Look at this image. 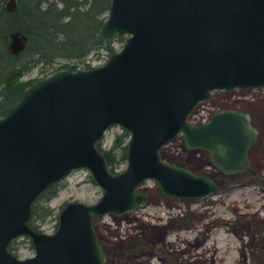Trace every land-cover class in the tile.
<instances>
[{"label":"water","instance_id":"obj_1","mask_svg":"<svg viewBox=\"0 0 264 264\" xmlns=\"http://www.w3.org/2000/svg\"><path fill=\"white\" fill-rule=\"evenodd\" d=\"M99 33L125 38L101 65L35 79L0 116V264H104L94 219L145 201L137 187L146 178L167 196L215 191L211 177L161 158L178 133L224 173L250 165L257 134L248 112L222 109L199 123L190 115L215 89L264 86V0H110ZM9 35L17 54L27 37ZM113 125L129 134L121 171L97 146ZM79 167L102 188L99 199L66 202L53 232L31 225L39 196ZM18 237L33 255L12 250Z\"/></svg>","mask_w":264,"mask_h":264},{"label":"rangeland","instance_id":"obj_2","mask_svg":"<svg viewBox=\"0 0 264 264\" xmlns=\"http://www.w3.org/2000/svg\"><path fill=\"white\" fill-rule=\"evenodd\" d=\"M58 5L61 6L62 3L58 1ZM106 15L107 12L103 14L104 18ZM124 38L125 36L111 38L109 39L111 40L110 45L114 50H117L121 47ZM105 45V43L94 45L85 57L57 56L53 58L52 62H39L19 79H37L69 65L74 67L97 65L103 62L106 55L110 54ZM222 109H241L250 115L257 136L248 151L250 160L248 169L224 173L212 165L206 150L187 148L181 135L173 141L171 140L161 150L163 159L167 162L179 163L202 175L211 177L214 181L216 180V190L199 197L167 196L159 193L158 183L155 179L146 178L139 184L141 187L137 188L138 192L146 194L145 201L121 213H105L94 219L96 235L106 254L104 264L144 262V253L150 252V250L153 252L151 264H159L161 261H165L167 264H176L177 254L171 252L170 246L164 247L161 243L164 239L163 229L161 231L157 229L155 232L154 229H151L152 227L145 225L147 223L156 224V221L165 223L170 215L176 214H179L177 217L178 226H189L180 232L181 238H186L189 242H194L197 238L205 240L202 247L191 250V253L199 255L193 257L194 260H205L208 264L213 263L212 259L216 264H264V86L231 90L215 89L209 99L199 103L191 116V121L199 123L208 119L212 112ZM121 132L122 130L117 125L109 127L105 131L102 147L109 148ZM127 140L128 136L123 139V142L119 141L116 144L114 152L117 156L120 157L121 145L124 144V141L127 144ZM125 166L126 157L119 158L114 170L121 171ZM101 194L102 188L92 180L85 167L72 170L55 186L51 197L45 202L52 213L43 220H39L37 228L46 233L53 232L57 225L58 213L66 202L78 200L94 203ZM152 199H156L157 202H152ZM187 211L188 213H186ZM191 211H195L198 215L203 214V218H194ZM255 213H258L261 218L255 219L250 216ZM127 216H136L138 219L141 217L143 229L139 228L138 219L128 221L125 218ZM117 217L123 218L119 227L120 236L123 238L122 242L118 241L116 235L118 224L115 219ZM202 223L209 226L208 232L205 230L207 227L202 226ZM129 225L134 226L137 233L127 235ZM232 228L242 231L245 247L251 245L252 252L245 251L246 253L243 255V241L231 231ZM177 235L178 232H172L169 239L176 241ZM158 238L161 242H158ZM176 244L178 245V243ZM10 246L21 258L34 254L26 237L13 239ZM185 246V243L181 242L179 247ZM244 260L245 262H243ZM186 264L195 263L190 260Z\"/></svg>","mask_w":264,"mask_h":264},{"label":"trees","instance_id":"obj_3","mask_svg":"<svg viewBox=\"0 0 264 264\" xmlns=\"http://www.w3.org/2000/svg\"><path fill=\"white\" fill-rule=\"evenodd\" d=\"M58 1L62 3L61 6ZM5 3L6 0H0V116L35 80L19 79L33 65L52 62L57 56L85 57L94 45L102 43L106 44L110 53L114 51L111 40L102 39L99 33L110 0H16L13 10H8ZM14 30L21 31L27 37L24 49L17 54L12 53L9 47V34ZM66 67L75 68L72 65ZM126 136L128 132L123 130L109 148L102 147V141L97 143L111 170L115 169L119 158L126 156L125 141L121 145L120 157L114 152L116 144L123 142ZM54 188L43 192L32 206L31 225L36 228L39 220L52 213L45 202ZM138 222L143 229L140 219ZM145 225L149 226V223Z\"/></svg>","mask_w":264,"mask_h":264},{"label":"flooded vegetation","instance_id":"obj_4","mask_svg":"<svg viewBox=\"0 0 264 264\" xmlns=\"http://www.w3.org/2000/svg\"><path fill=\"white\" fill-rule=\"evenodd\" d=\"M152 202H157V201H156V199H154V200L152 199ZM169 208L171 209V206H169ZM186 213H188V211ZM191 214L196 219H199V218L202 219L203 218L202 217L203 214L198 215L195 211H193V212L191 211ZM178 216H179V214L170 215L169 219L165 223H160V222L156 221L157 222L156 224L149 223V226L152 227L151 229H154L155 232H157L156 231L157 229H159L160 231L163 229V231H164V237L163 238L164 239H162V242L160 241L161 237L158 238L157 240H158V242H161L164 247L170 246L172 248L171 252L177 254L178 261L176 264H186L190 260L194 261L195 264H207L208 262H206L205 260H194L193 257H195L196 254L191 253L192 249H198V248L202 247L205 240H200L199 238H197L194 242H189V240L183 241L186 245L183 248L179 247L181 242L178 244L179 246L176 243L175 244L171 243V241H170L171 239H169V235L172 232H178V231L182 232L185 228L189 227V226H178L177 225V223H179V220H177ZM117 218H118V220H117ZM117 218L115 219L117 224H118V228H117L118 232L116 233V235H117L118 239L120 240V239H123V238H121V236H120L121 234L119 233L120 232L119 227L121 226L123 218L122 219H120L119 217H117ZM125 218H126V220L131 221L132 219L138 218V217L127 216ZM139 218L142 220L141 217H139ZM158 220H161V219H158ZM202 226H205V224L202 223ZM129 227L130 228L128 229L129 231H127L128 232L127 235H130L131 233H135V232L137 233V230L134 228V226L129 225ZM205 227H207V228H205V230H207V232H208L209 226L206 225ZM139 228H141V226H139ZM132 229H133V231H132ZM231 231H233L235 234H237L238 237L241 238V240L243 241V244H245V241H244L245 238L243 236L242 231L236 230L235 228H232ZM180 232H178V233H180ZM165 235H166V237H165ZM252 244L254 245L253 242H252ZM186 255H188V256H186ZM152 256H153V252L151 250H150V252L144 253V258H145L144 262H146L144 264H151L152 263V260H151ZM159 264H167V263L165 261H161V262H159Z\"/></svg>","mask_w":264,"mask_h":264},{"label":"bare ground","instance_id":"obj_5","mask_svg":"<svg viewBox=\"0 0 264 264\" xmlns=\"http://www.w3.org/2000/svg\"><path fill=\"white\" fill-rule=\"evenodd\" d=\"M200 103V102H199ZM199 103H198V105H199ZM197 105V106H198ZM197 106H196V109H197ZM195 109V110H196ZM194 110V111H195ZM194 111L192 112V114L194 113ZM192 114L190 115V119L192 118L191 116H192ZM179 135H181V134H177L175 137H173L171 140L173 141L175 138H177ZM182 136V135H181ZM170 140V141H171ZM170 141H168L167 143H165V144H163L160 148H159V154H160V156H161V158L163 159V157H162V155H161V150L166 146V145H168L169 143H170ZM216 181V180H215ZM141 186H138L137 188H140ZM207 196H209V195H207ZM250 216H252L253 218H255V219H259V218H261L259 215H258V213H255V214H250ZM120 219H121V217H119ZM178 232H180V231H178ZM178 240V241H177ZM177 240L175 241V240H170L171 241V243L172 244H175V243H180V242H183V241H188V239H186V238H181V235H180V233H178V235H177ZM99 241V240H98ZM246 246V244H244L243 245V247H244V252H243V255L246 253L245 251H249V252H252V246L251 245H248L247 246V248L245 247ZM101 247H102V245H101ZM263 248H264V245H263ZM196 256H199L198 254H196ZM213 261V264H216L215 263V260L214 259H212ZM243 262H245V260L243 261ZM208 264V263H207Z\"/></svg>","mask_w":264,"mask_h":264},{"label":"built area","instance_id":"obj_6","mask_svg":"<svg viewBox=\"0 0 264 264\" xmlns=\"http://www.w3.org/2000/svg\"><path fill=\"white\" fill-rule=\"evenodd\" d=\"M107 58H108V55L105 56V58L103 59V62H102V63H104V62L106 61ZM101 61H102V60H101ZM102 63H99V64H97V65H100V64H102ZM91 66H93V65H91ZM76 68H82V67L77 66Z\"/></svg>","mask_w":264,"mask_h":264}]
</instances>
